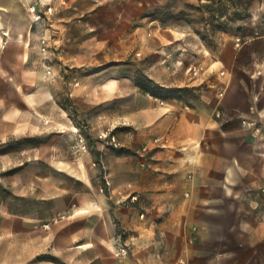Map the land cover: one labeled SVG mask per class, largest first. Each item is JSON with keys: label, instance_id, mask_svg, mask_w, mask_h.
<instances>
[{"label": "crops", "instance_id": "0c3cea01", "mask_svg": "<svg viewBox=\"0 0 264 264\" xmlns=\"http://www.w3.org/2000/svg\"><path fill=\"white\" fill-rule=\"evenodd\" d=\"M37 2L52 0H0V58L8 64H21L37 37L28 13ZM244 12L235 39L196 77L183 67L185 34L158 37L150 77L197 97L161 104L130 83L124 113L106 122L118 142L106 157L110 196L78 195L57 222L52 186L40 191L41 202L52 201L40 215L25 203L0 204V264H57L44 255L72 256V264H264V0ZM19 194L33 196L32 183ZM122 246L128 255L119 259Z\"/></svg>", "mask_w": 264, "mask_h": 264}, {"label": "rangeland", "instance_id": "374dc122", "mask_svg": "<svg viewBox=\"0 0 264 264\" xmlns=\"http://www.w3.org/2000/svg\"><path fill=\"white\" fill-rule=\"evenodd\" d=\"M246 1L52 0L50 18L32 26L37 37L27 43L21 64L0 58V132L18 133L0 137V204L12 210L25 203L40 215L52 205L41 202L40 191L52 186L51 222H57L75 208L64 204L78 195L110 196L106 157L118 146L106 122L124 113L130 83L144 95L137 80L162 86L149 74L161 57L154 52L158 37L172 41L175 33L185 34L183 67L203 69L210 64L206 59L217 60L228 38L235 39ZM93 125L101 127L97 134ZM31 183L33 196H20ZM46 257L72 264V256L67 262L46 255L39 260Z\"/></svg>", "mask_w": 264, "mask_h": 264}, {"label": "built area", "instance_id": "2783aa9c", "mask_svg": "<svg viewBox=\"0 0 264 264\" xmlns=\"http://www.w3.org/2000/svg\"><path fill=\"white\" fill-rule=\"evenodd\" d=\"M28 13L31 16V20L33 23H39L41 21H43L44 16H47L48 18H50V16L53 13V8L50 5H45V7H43V5L41 3H32L28 6ZM41 52L45 53L46 52V41L45 39H41ZM241 45V40L240 39H236L235 41V46L239 47ZM202 67H194L192 70V75L194 77L198 76L201 71H202ZM48 74H50V71H48ZM163 104V103H161ZM217 116L218 113H217ZM101 138H108L107 135H102ZM110 140L114 143L115 146H117L116 142H115V137L114 136H109ZM143 152L146 151V149L144 148L142 150ZM263 195H264V190H263ZM137 200V197L133 196L130 197V201L135 202ZM263 201H264V196H263ZM142 217V216H141ZM128 254V248L127 246H122L119 247L115 253V256L119 259H123L127 256Z\"/></svg>", "mask_w": 264, "mask_h": 264}, {"label": "trees", "instance_id": "16d2710c", "mask_svg": "<svg viewBox=\"0 0 264 264\" xmlns=\"http://www.w3.org/2000/svg\"><path fill=\"white\" fill-rule=\"evenodd\" d=\"M200 1H202V0H200ZM207 1L210 2V0H207ZM250 2H251V0L246 1L244 10H246V8L250 4ZM244 16L245 15L237 17V20L243 18ZM137 85L140 87V89L145 94H148L153 99L162 100V101H167L171 97H174V96L178 97L177 100L184 99L185 98L184 95H191L193 98L195 96L194 93L192 92V89L164 87V86H160V85H158V84L154 83L153 81L146 79V78L143 80H141V79L137 80ZM195 98H196V96H195ZM50 260L57 262L53 258H51Z\"/></svg>", "mask_w": 264, "mask_h": 264}]
</instances>
